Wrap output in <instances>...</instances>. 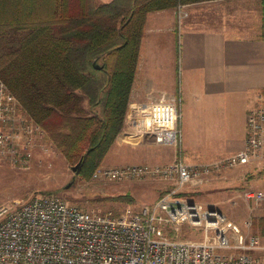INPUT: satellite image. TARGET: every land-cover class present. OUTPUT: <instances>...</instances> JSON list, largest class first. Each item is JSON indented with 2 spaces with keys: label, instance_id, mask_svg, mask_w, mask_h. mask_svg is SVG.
<instances>
[{
  "label": "built area",
  "instance_id": "built-area-1",
  "mask_svg": "<svg viewBox=\"0 0 264 264\" xmlns=\"http://www.w3.org/2000/svg\"><path fill=\"white\" fill-rule=\"evenodd\" d=\"M188 16L177 6L178 26ZM181 108L176 112L179 126ZM155 129V128H154ZM166 130V129H165ZM160 139L180 137V130ZM156 131V130H155ZM245 146L218 161L99 167L93 177L109 180L159 177L174 183L154 202L129 214L91 212L55 194L0 206V264H264V236L246 230L215 208L190 200L184 189L242 164L264 166V96L247 115ZM45 131L0 78V162L19 163L34 153ZM38 144V143H37ZM246 198L264 200V192L247 189ZM201 239H183L182 230Z\"/></svg>",
  "mask_w": 264,
  "mask_h": 264
},
{
  "label": "trees",
  "instance_id": "trees-1",
  "mask_svg": "<svg viewBox=\"0 0 264 264\" xmlns=\"http://www.w3.org/2000/svg\"><path fill=\"white\" fill-rule=\"evenodd\" d=\"M193 1L0 0V78L82 177L123 129L148 14Z\"/></svg>",
  "mask_w": 264,
  "mask_h": 264
},
{
  "label": "crops",
  "instance_id": "crops-1",
  "mask_svg": "<svg viewBox=\"0 0 264 264\" xmlns=\"http://www.w3.org/2000/svg\"><path fill=\"white\" fill-rule=\"evenodd\" d=\"M212 1L203 17L191 8L194 2L184 3L188 16L180 26L177 7L152 11L146 19L122 130L141 135L133 140L140 145L160 141L157 151L148 150L160 156V164L178 159L207 164L241 150L248 112L264 96V0ZM160 128L166 129L162 136L169 128L180 130L181 138L160 139ZM149 133L152 138L145 137ZM117 140L108 154L118 151ZM216 182L240 187L245 182V190L264 192V166L238 165ZM260 218L264 221V205Z\"/></svg>",
  "mask_w": 264,
  "mask_h": 264
},
{
  "label": "rangeland",
  "instance_id": "rangeland-1",
  "mask_svg": "<svg viewBox=\"0 0 264 264\" xmlns=\"http://www.w3.org/2000/svg\"><path fill=\"white\" fill-rule=\"evenodd\" d=\"M107 1L111 0H98L99 3ZM233 1L248 4L251 2V0ZM193 2L195 4L191 8L194 7L195 13L202 17L206 9L214 4L212 0ZM184 5L186 7V4ZM143 118L146 119V116L140 117V121H143ZM125 135L130 138H126ZM144 135L152 138L150 133ZM140 137L141 135L137 133L122 130L116 142L117 146L115 145L118 151L112 149L108 156L106 155L105 163L97 168L121 167L130 165L126 164L130 161L138 162V164L140 162L146 165H160L158 162L160 156L153 157L148 152V150L157 151L160 148V141L155 142L152 138L141 145L134 143L133 140ZM33 152L30 159L19 163L11 160L0 162V206L14 201L23 202L39 194H55L91 212L112 211L116 215H122L137 210L144 203L157 200L175 186L173 182L156 176L122 180L96 178L93 177V173L97 168L91 176L82 177L72 169L77 162H68L59 148L46 138V133L42 140L36 141ZM227 169L232 170V168H226L221 171L222 173L217 174L218 176L201 178L189 184L184 189V196L207 207L219 209L228 218L240 224L244 230H246L245 221L251 219L253 223L251 231L264 235V221L260 218L264 200L256 201L246 198L245 182H242L243 187L238 184L236 186L235 182L230 185L217 183L216 180L221 179ZM181 237L198 241L201 239L199 233L195 235L189 233L185 227Z\"/></svg>",
  "mask_w": 264,
  "mask_h": 264
},
{
  "label": "water",
  "instance_id": "water-1",
  "mask_svg": "<svg viewBox=\"0 0 264 264\" xmlns=\"http://www.w3.org/2000/svg\"><path fill=\"white\" fill-rule=\"evenodd\" d=\"M80 166H81V160H79L73 167L72 169L75 170V171H79L80 169Z\"/></svg>",
  "mask_w": 264,
  "mask_h": 264
}]
</instances>
